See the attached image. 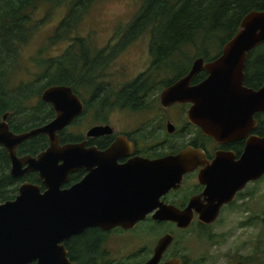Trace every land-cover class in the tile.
Segmentation results:
<instances>
[{
	"label": "water",
	"instance_id": "obj_1",
	"mask_svg": "<svg viewBox=\"0 0 264 264\" xmlns=\"http://www.w3.org/2000/svg\"><path fill=\"white\" fill-rule=\"evenodd\" d=\"M261 45H264V12L253 11L243 17L237 34L222 47L215 60L204 64L197 59L186 77L161 93L162 104H192L188 113L190 123L217 142L245 137L250 126H254L253 114L264 115V84L255 92L242 87L247 55ZM203 70L208 78L190 88L193 77ZM41 101L55 113L54 120L47 125L14 135L6 123L7 115L0 122V148L11 163L10 175L20 178L35 172L46 190L41 194L40 188L23 184L13 202L0 206V264H71L64 242L88 229L129 231L152 213L154 221L169 222L181 230L190 227L193 205L178 211L158 202L189 171L187 153L156 162L135 160L120 167L116 165L118 153L113 147L101 154L92 152L89 162L85 153L80 157L79 146L58 144L57 134L83 111L73 91L68 87H51L43 91ZM108 134L107 128H94L87 137ZM37 136L47 138L48 149L37 159H17L18 145ZM91 159L100 163L97 171H91ZM23 165L26 169L21 171ZM238 167L241 181L237 188L264 174V138L248 143ZM80 168H86L88 176L81 183L61 190L68 176ZM237 191L229 190L226 197L231 199ZM218 208L219 205L212 207L208 213L211 215L202 214L199 221L204 225L213 223ZM172 241L171 235L161 238L144 264H160ZM164 264L182 262L173 259Z\"/></svg>",
	"mask_w": 264,
	"mask_h": 264
},
{
	"label": "trees",
	"instance_id": "obj_2",
	"mask_svg": "<svg viewBox=\"0 0 264 264\" xmlns=\"http://www.w3.org/2000/svg\"><path fill=\"white\" fill-rule=\"evenodd\" d=\"M96 1L0 0V122L7 115L6 123L13 134L40 128L53 118L52 110L40 100L48 88L68 87L83 101L87 97L81 93L104 90V69L116 54H121L139 39L145 40L151 63L145 74L148 83H156L158 76L163 86L173 76L184 74L192 61L216 59L222 47L237 34L245 15L264 12V0H143L129 24L115 32L114 44L97 50L91 39L75 35ZM60 10L64 16L45 48L32 59H23L33 35ZM61 45L67 46L65 52L55 58L47 57L52 49ZM30 69H38L40 74L33 76ZM256 69L258 80L254 83L246 80L245 85L259 88L264 82V45L248 55L245 76H253ZM117 89V86L107 88L109 93ZM138 89L125 85L120 90L133 92ZM109 93L102 101L108 99ZM0 161L6 163L1 150ZM1 176L8 178L5 172ZM77 238H72L71 244H63L70 262L80 257L76 252ZM208 239L212 240L213 236ZM262 256L264 250L256 249L251 257H237L233 262L264 264ZM180 258L186 264L185 259ZM145 260V256L133 254L124 264H141Z\"/></svg>",
	"mask_w": 264,
	"mask_h": 264
},
{
	"label": "flooded vegetation",
	"instance_id": "obj_3",
	"mask_svg": "<svg viewBox=\"0 0 264 264\" xmlns=\"http://www.w3.org/2000/svg\"><path fill=\"white\" fill-rule=\"evenodd\" d=\"M248 55L243 70L244 80L242 87L255 92L260 87L245 85L246 80L252 83L258 80V69H256V74L253 76H245ZM195 61L190 63V66L184 74L173 76L163 86H161L162 83H160L161 81L158 76L156 77L158 80L156 83L151 81L148 83V78L145 75L151 67V63L148 61L144 69L134 76H130L128 67L125 66L121 71L125 73L124 77L126 75L128 76V79L124 78L117 85L118 89L111 91V93L107 90L109 86H106L104 90H94L91 93L83 92L85 97L87 96V99L83 101L79 95L73 92L80 100L83 111L69 126L57 134L59 146H79L80 157L85 153L86 159L89 162V155L92 152L101 154L116 147V152L118 153L116 165L120 167L129 165L135 160L156 162L176 158L183 153H187L186 160L189 164V171L183 174L180 183H176L175 188L172 187L169 189L158 202L166 207L175 208L178 211H184L190 205H193V215L192 223L186 230L178 229L175 224L169 222L152 220L154 213L148 215L144 221L138 223L129 231H123L120 228L110 231H102L98 228L85 230L81 235L77 236L78 238L74 237L77 238L76 252L80 257L74 262L69 261L71 264L126 263L125 259L130 258L133 254L126 258L116 259L110 248V243L114 239H125V237H129L136 229L146 223L158 227L164 226L167 231L164 230V233L160 232V238L157 241L153 240L152 247L148 249L147 246H144L137 252L139 255L146 257V260L141 264H144L152 257L153 250L158 241L165 235H171L173 241L163 255L160 264H164L173 259L180 260L184 264L177 252L170 253L171 248L176 243L173 232L184 234L194 226L200 231L211 230L221 221L223 215L251 201L255 202L258 195L256 190H259L258 184L264 180V174L259 179L248 181L241 188H237L236 184L241 181L239 179L240 168L238 167V163L241 161L246 147L252 139L264 138V115L261 113L253 114L251 119L254 126H250V131L245 137L225 139L217 142L211 137L203 135L198 127L190 123L188 113L193 107L192 104L175 102L163 105L160 100V95L164 90L172 87L188 75ZM212 61L204 62V64ZM256 64L257 61L255 62V66ZM256 67H258V64ZM207 78L208 74L203 70L193 77L189 87L195 88ZM263 84L264 82L261 83V87ZM125 85H133L139 89L133 92L121 91L120 89ZM108 93V99L102 101ZM45 106L52 110L48 104H45ZM52 112L53 118L48 123L55 118V113L53 110ZM94 128H107L110 134L87 137L90 130ZM34 129L37 128H33L32 130ZM48 147L47 138L37 136L18 145L15 154L17 159H23L25 157L37 159ZM0 150L4 152L6 159V163L2 162L1 164L0 161V177L5 172L9 178H0V206L8 202H13L18 195L19 187L23 184L40 188L39 191L41 194L46 192L42 182L39 180L38 174L35 172H28L20 178L12 177L10 175L11 163L8 155L2 148ZM91 162H93L91 171H97L100 163L92 161V159ZM25 169L26 166L23 165L21 171ZM88 174L89 172L86 168L78 169L75 173L68 176L67 182L60 189L67 190L73 185L81 183ZM94 190H100V188H95ZM210 190L216 191L211 194L212 191L209 192ZM229 190L239 191L235 192L233 197L229 199L226 197ZM222 201L224 203H221ZM218 205L217 217L213 223L204 225L199 221L202 214L206 217L210 216L211 214H208L210 213L209 210ZM71 239L64 243L71 244ZM132 239H129V241H132ZM64 249L66 251L65 247ZM174 254H176V257H173Z\"/></svg>",
	"mask_w": 264,
	"mask_h": 264
},
{
	"label": "rangeland",
	"instance_id": "obj_4",
	"mask_svg": "<svg viewBox=\"0 0 264 264\" xmlns=\"http://www.w3.org/2000/svg\"><path fill=\"white\" fill-rule=\"evenodd\" d=\"M142 1L97 0L89 9L75 35L78 38L91 39L93 47L97 50L104 49L107 44L113 45L115 32L129 24ZM63 16V10L57 11L52 18L50 17L40 26L33 35L30 45L25 49L23 59H32L39 50L45 48L44 45ZM66 47L61 45L52 49L47 57H58L65 52ZM148 61L145 40L139 39L121 54H116L104 69V86L116 87L124 78L128 79V76L124 77L125 73L121 71L125 66L128 67L130 76H134L144 69ZM24 67L26 68L27 65ZM30 72L33 76L40 74L38 69H30ZM81 95L85 97L83 93ZM258 188L255 202L251 201L223 215L221 221L211 230L200 231L194 226L184 234L173 232L176 243L170 253L177 252L185 259L186 264H234L233 259L237 257H251L256 249L264 250V180L258 184ZM164 230L167 231L164 226L158 227L146 223L129 237L114 239L110 243V248L116 259L126 258L132 254L138 255L137 252L144 246L148 249L152 247L153 240L157 241L161 236L160 232L164 233ZM210 235L213 236L212 240L208 239Z\"/></svg>",
	"mask_w": 264,
	"mask_h": 264
}]
</instances>
